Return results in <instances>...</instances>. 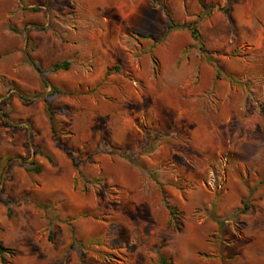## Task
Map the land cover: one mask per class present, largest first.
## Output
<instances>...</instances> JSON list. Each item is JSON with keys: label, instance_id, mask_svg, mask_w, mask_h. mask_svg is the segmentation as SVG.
Returning <instances> with one entry per match:
<instances>
[{"label": "rangeland", "instance_id": "1", "mask_svg": "<svg viewBox=\"0 0 264 264\" xmlns=\"http://www.w3.org/2000/svg\"><path fill=\"white\" fill-rule=\"evenodd\" d=\"M0 156V264H264V0H0Z\"/></svg>", "mask_w": 264, "mask_h": 264}, {"label": "trees", "instance_id": "2", "mask_svg": "<svg viewBox=\"0 0 264 264\" xmlns=\"http://www.w3.org/2000/svg\"><path fill=\"white\" fill-rule=\"evenodd\" d=\"M168 17H169V21L170 22L166 26L167 31H170L172 29L177 28L179 25L173 21V18L169 14H168ZM185 27L189 28L192 38L199 44V48H201L203 46V44L200 41V34H199L198 28L196 27L195 23L194 22L189 23V24L185 25ZM68 66H69V63L67 61H62V62L54 63L52 65L53 69H60V68L67 69ZM43 84L46 85V83L44 81H43ZM46 110L48 112V118H49V122H50V125H51V129H52V131L55 134V124H54V121H53L52 111H51V108L49 107V105L46 106ZM60 145H62V144L60 143ZM64 150L69 155V157H70V159L72 161V165L77 169L76 170L77 171V174L81 178L85 179L86 177H85V174L83 172V168L80 166L81 160H77L76 159V155H75L74 151H72L71 149H68V148L64 147ZM106 152L107 153H114V152H116V150H113L112 148H108L106 150ZM124 156H126V155H124ZM3 162H5V160H4V158L2 156H0V166H1V164ZM24 168L27 171H34L36 173H38V172L41 171V166L38 165V164H36V163H34V162L27 163ZM245 209H247V205L244 206V210ZM7 214H8V216H11L12 215V211H11V209H10L9 206L7 207ZM75 243H76V238L73 235V233L71 232V242H70V245L73 246ZM82 244L83 243H79L78 242V245L79 246H82ZM8 250H9V248L6 247V246H4L3 243L0 241V259H1V261H3L2 255L5 252H8ZM158 264H169L167 257H165L164 255L160 254L159 255Z\"/></svg>", "mask_w": 264, "mask_h": 264}]
</instances>
